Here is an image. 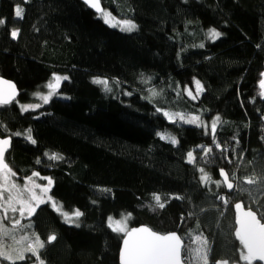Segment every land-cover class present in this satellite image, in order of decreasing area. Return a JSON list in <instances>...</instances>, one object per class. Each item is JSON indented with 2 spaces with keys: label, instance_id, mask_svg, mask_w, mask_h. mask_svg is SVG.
Instances as JSON below:
<instances>
[{
  "label": "trees",
  "instance_id": "16d2710c",
  "mask_svg": "<svg viewBox=\"0 0 264 264\" xmlns=\"http://www.w3.org/2000/svg\"><path fill=\"white\" fill-rule=\"evenodd\" d=\"M100 1L136 30L110 27L80 0H0V77L19 90L16 102L0 106V138H12L6 162L20 182L34 172L51 178L52 200L83 213L77 227L47 202L21 222L45 242L44 264H119L123 234L108 218L128 214L129 228L175 232L185 246L196 247L202 234L209 264L241 263L233 205L242 202L264 222V0ZM209 29L221 36L209 39ZM57 74L68 79L49 101L22 111ZM196 81L203 90L192 99L185 88ZM164 112L199 116L207 127L170 122ZM217 116L220 149L211 131ZM29 129L35 144L24 136ZM200 146L212 152L205 157ZM53 153L63 159L50 160ZM200 168L214 181L223 168L239 187L230 195L223 184H204ZM50 235L56 239L47 243ZM26 257L16 264H38Z\"/></svg>",
  "mask_w": 264,
  "mask_h": 264
},
{
  "label": "snow or ice",
  "instance_id": "6c2138e0",
  "mask_svg": "<svg viewBox=\"0 0 264 264\" xmlns=\"http://www.w3.org/2000/svg\"><path fill=\"white\" fill-rule=\"evenodd\" d=\"M84 3L89 7L96 10L100 14V17L104 20V23L110 27H119L121 31L133 32L136 30L137 25L131 20H118L111 15L110 12L102 9L100 0H84ZM23 9L20 7L16 8L15 15L22 18ZM5 21L0 19V25H3ZM18 35L16 30L11 32V36L15 39ZM221 36V33L215 29H209L208 38L215 41ZM203 47V45H200ZM261 80L259 81V87L261 89L260 96L264 97V73H261ZM68 77L54 76L53 80L55 83H50L48 88L51 90L59 86L62 80H67ZM93 83L102 85L105 91H111L108 81L102 79H95ZM196 84V94L185 88V92L190 98L195 99L199 96L200 92L203 90L199 81ZM0 85L4 87L0 88V105H6L12 102L15 98V87L14 85L8 83L7 81L0 80ZM54 93L49 92L47 96H39L44 103H47L50 96ZM155 95V93H153ZM38 105H28L22 106V111H28L29 109H34ZM160 111V109H157ZM164 116L170 121L175 122L177 118L180 121L187 124H194L197 127H207L201 121L199 116H185L180 113H168L164 112ZM220 121V117L217 116L213 119L211 123V131L213 135V143L217 149H220V144L216 143L215 133L217 124ZM6 130V129H5ZM7 131V130H6ZM14 135H21V133H15ZM161 139H167L173 145L177 144L178 141L175 137L164 136L162 134ZM24 136L31 143L35 144L36 141L32 138L31 129L24 133ZM10 145V139H0V212L3 213L0 216V234L4 237H9L10 234L7 229L4 228L3 221L8 220L9 212L15 214L19 213V218L11 219V224L13 230L21 225V219L30 218L36 211V208L41 203L51 202L52 208L57 211L63 218L65 223L76 224L79 227L77 221L83 215L79 210H74L71 214L63 211L62 206L57 202L52 200V197L48 195L52 186L51 178L47 179V186H42L37 184L32 177L25 180L23 187L12 181L10 178L15 176L9 165L6 163L5 154ZM205 153V157L212 152V148L200 146ZM227 151V149H223ZM47 155V154H46ZM188 162L194 163L196 157L193 152H188ZM50 160H62L63 157L58 154H51L48 156ZM39 163V161H38ZM201 176L200 180L204 184L215 183L217 188L221 187L223 184L229 191L234 189V183L232 177L230 180L229 173L223 168L220 169L219 175L222 180H213L212 177L205 171L204 168L199 169ZM38 173H33L32 176H38ZM257 181L251 178H245V184H255ZM235 187H239L235 185ZM39 189V194L36 192ZM7 193V197L4 196ZM27 194V195H26ZM176 199H181V197H175ZM223 200L225 205L228 201L223 197H218ZM153 199L156 206L163 209L165 204L161 201V197L158 194H153ZM17 205L19 207H17ZM236 215V229L235 237L239 241L241 248L240 261L244 264H254V262H264V222L261 218H258L255 212L252 210H243L241 203L235 204ZM131 218V214L122 217L120 220H114L112 217L108 218V227L116 233H123V246L120 250V264H182V251L186 254L187 260L185 264H209V253L211 249L207 246V241L201 235L194 237V242L196 247L185 246L183 238L177 235L175 232L169 234H158L148 227L139 228H129L127 220ZM34 235V240H30L26 247L21 248H11L10 250H3V246H0V261H9V264H16L17 261H25L27 259L26 253H30L31 256L36 258L38 264H44L41 259L40 250L45 248V242H43L39 236ZM56 239L55 235H50L48 237L47 243H52ZM22 240H28V237H22ZM17 243H20L18 241ZM215 264H229V261H216Z\"/></svg>",
  "mask_w": 264,
  "mask_h": 264
},
{
  "label": "rangeland",
  "instance_id": "374dc122",
  "mask_svg": "<svg viewBox=\"0 0 264 264\" xmlns=\"http://www.w3.org/2000/svg\"><path fill=\"white\" fill-rule=\"evenodd\" d=\"M17 7H20V6H17ZM16 7V8H17ZM21 8V7H20ZM105 10V9H104ZM106 11L110 12L112 16H114L116 19L118 20H127V19H124V18H120L118 16H115L114 14H112V12L109 10V9H106ZM17 17V16H16ZM101 18V17H100ZM102 19V18H101ZM114 28V27H112ZM116 29L120 30L119 27H115ZM54 76H60V77H64L62 75H53L52 78L50 79L49 82H47L45 85H43L42 89L40 91H38L34 96H35V99L37 101V104H31V105H38V107L41 105V104H44L43 100H41L39 98V96H47L49 95V92L52 91L54 94L58 91L60 85L62 84L63 81L65 80H62L60 83H59V86L56 87V88H53V89H49L48 88V85L50 83H55V81L53 80V77ZM193 93V95L195 96L196 94V84H194V89L193 91H191ZM53 94V95H54ZM51 95L50 98L53 96ZM49 98V99H50ZM49 101V100H48ZM22 106H28V105H22ZM22 106H21V109H22ZM38 107H35L34 109H29V110H35L37 109ZM187 124V123H186ZM190 125V124H189ZM32 177V179L37 183V184H40L42 186H47V179H42L43 177H40L39 175L36 176V177H33V176H30ZM29 178V177H28ZM12 181H14L15 183H17L18 185H20L21 187H23L24 185V181L20 182L17 180V176H14V177H11L10 178ZM36 192L39 194V189H36ZM27 195V194H26ZM48 195L50 196V193H48ZM4 196L7 197V193H4ZM48 203H51V202H48ZM45 203H41L40 205H43ZM39 205V206H40ZM17 207H19L17 205ZM8 214H11V215H14L12 216L11 219H13L15 216H18L17 218H19V213H11L9 212ZM27 218V217H26ZM26 218H23V219H26ZM11 219H8V220H5L3 221V225H4V228L8 230L10 236L9 237H4L2 234H0V246H3V250H10L11 248H21V247H26L27 243L30 241V240H34V233L31 231V227L25 223V222H21V225L22 226H18L16 227L14 230L12 228V224H11ZM28 219V218H27ZM22 221V219H21ZM128 224V223H127ZM123 234V233H122ZM28 237V240H22V237ZM36 236V235H35ZM18 241H20V243H17ZM27 254H30V253H26ZM239 264H244V262L242 261L241 263Z\"/></svg>",
  "mask_w": 264,
  "mask_h": 264
},
{
  "label": "water",
  "instance_id": "95a60500",
  "mask_svg": "<svg viewBox=\"0 0 264 264\" xmlns=\"http://www.w3.org/2000/svg\"><path fill=\"white\" fill-rule=\"evenodd\" d=\"M92 13H94L95 15H97V16H100V14L99 13H97L96 12V10L95 9H93V8H91V7H89L87 4H85L84 3V0H80ZM100 3H101V1H100ZM101 7H102V9H104L103 8V6H102V4H101ZM264 73V72H263ZM262 78V77H261ZM0 80H3V81H7L8 83H10V84H12V85H14V87H15V98L12 100V102H10L9 104H6V105H10V104H12V103H14V102H16L17 101V99H18V97H19V90H18V88H17V86L14 84V82H12V81H10V80H8V79H5V78H2V77H0ZM2 87H4L3 85H0V88H2ZM6 105H0V106H6ZM0 139H10V145L8 146V150H7V152H6V154H5V158H6V155L8 154V152L11 150V145H12V138H10V137H7V138H0ZM7 163V162H6ZM220 176V175H219ZM220 179L222 180V178L220 177ZM233 182V181H232ZM234 183V182H233ZM225 187V189H226V192L228 193V194H230V195H232L233 193H234V190H235V183H234V189L232 190V191H229L227 188H226V186H224ZM237 203H241L242 204V207H243V210H249L247 207H245V205L242 203V202H237ZM236 204V203H235ZM235 204L233 205V213H234V217H235V227H237V225H236V215H237V212H236V209H235ZM251 210V209H250ZM253 211V210H252ZM254 212V211H253ZM257 215V214H256ZM258 216V215H257ZM259 218V217H258ZM139 227H146V226H138V227H135V228H139ZM150 229V228H149ZM152 230V229H151ZM153 231V230H152ZM155 232V231H154ZM157 233V232H156ZM158 234H160V233H158ZM167 234H169V233H167ZM178 235V234H177ZM122 246H123V244H122ZM122 248V247H121ZM182 257H183V251H182ZM119 264H120V253H119ZM182 264H185L184 263V261L182 260ZM254 264H264V262H259V261H257V262H254Z\"/></svg>",
  "mask_w": 264,
  "mask_h": 264
}]
</instances>
